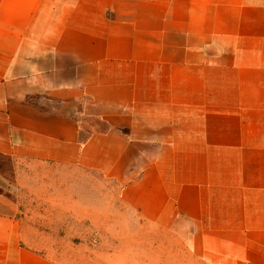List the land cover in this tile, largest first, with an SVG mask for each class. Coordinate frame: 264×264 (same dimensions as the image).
<instances>
[{
    "label": "crops",
    "instance_id": "obj_1",
    "mask_svg": "<svg viewBox=\"0 0 264 264\" xmlns=\"http://www.w3.org/2000/svg\"><path fill=\"white\" fill-rule=\"evenodd\" d=\"M65 173L201 264H264V0H0V264H59L18 193Z\"/></svg>",
    "mask_w": 264,
    "mask_h": 264
},
{
    "label": "rangeland",
    "instance_id": "obj_2",
    "mask_svg": "<svg viewBox=\"0 0 264 264\" xmlns=\"http://www.w3.org/2000/svg\"><path fill=\"white\" fill-rule=\"evenodd\" d=\"M55 177L52 182L62 183V192H44L36 200L18 193L29 247L59 264H201L189 255L182 230L142 223L101 177H80L79 192L71 190L75 176Z\"/></svg>",
    "mask_w": 264,
    "mask_h": 264
}]
</instances>
